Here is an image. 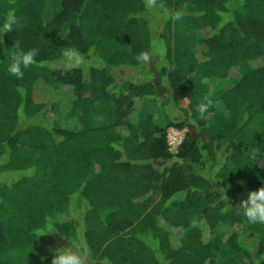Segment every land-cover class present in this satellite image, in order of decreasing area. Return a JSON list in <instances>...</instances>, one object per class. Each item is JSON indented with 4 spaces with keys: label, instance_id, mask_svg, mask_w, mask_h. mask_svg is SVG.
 Listing matches in <instances>:
<instances>
[{
    "label": "trees",
    "instance_id": "trees-1",
    "mask_svg": "<svg viewBox=\"0 0 264 264\" xmlns=\"http://www.w3.org/2000/svg\"><path fill=\"white\" fill-rule=\"evenodd\" d=\"M10 11L0 264H51L60 248L87 250L84 264H264V224L241 208L264 188V0H0V25ZM15 42L38 50L22 79L7 73Z\"/></svg>",
    "mask_w": 264,
    "mask_h": 264
},
{
    "label": "clouds",
    "instance_id": "clouds-1",
    "mask_svg": "<svg viewBox=\"0 0 264 264\" xmlns=\"http://www.w3.org/2000/svg\"><path fill=\"white\" fill-rule=\"evenodd\" d=\"M155 0H148V7H152ZM179 19V16L176 17ZM19 21L14 11L7 13L5 21L0 25V35L16 30ZM14 51L11 54L10 62L7 65V73L16 79H22L25 70L37 63L38 50L36 48L23 49L19 43L15 42ZM63 55L69 62L79 61L80 55L75 49L65 50ZM151 55L149 52H141L136 59L141 63H148ZM207 102H201L197 106V111L205 113L211 105V101L205 98ZM241 208L247 220L251 223L264 224V188L247 193V198L242 201ZM47 232H56L52 223L47 225ZM89 254L87 250L76 253L71 248H60L55 250L51 264H84L83 257Z\"/></svg>",
    "mask_w": 264,
    "mask_h": 264
},
{
    "label": "rangeland",
    "instance_id": "rangeland-1",
    "mask_svg": "<svg viewBox=\"0 0 264 264\" xmlns=\"http://www.w3.org/2000/svg\"><path fill=\"white\" fill-rule=\"evenodd\" d=\"M117 78H118L119 81L132 80V79L134 80L136 78V73L134 71H131V70L117 71ZM143 79H146V76ZM210 82H212V81H210V80H203L202 81L203 90H207V89L211 88V85H212L213 82L212 83H210ZM63 101L65 102L64 104H66V99L63 98ZM179 104L181 105V107H187L188 100H186V99L182 100ZM162 107L160 106L159 102H156V103L154 102V104H151V105L150 104L148 105V103L146 104V110L149 113H151L153 115V117H156L158 120L161 117L160 111H162ZM163 109H165V108L163 107ZM166 112H167V110H166ZM137 113H138V109L135 112V114L137 115ZM172 116H173V118H176V119L182 118L180 113H178L177 115H172ZM156 122L159 123V121H156ZM193 222L197 223V221H193Z\"/></svg>",
    "mask_w": 264,
    "mask_h": 264
},
{
    "label": "built area",
    "instance_id": "built-area-1",
    "mask_svg": "<svg viewBox=\"0 0 264 264\" xmlns=\"http://www.w3.org/2000/svg\"><path fill=\"white\" fill-rule=\"evenodd\" d=\"M184 138V131H179L173 128L168 129L167 145L168 150L172 154H176L178 147L181 145Z\"/></svg>",
    "mask_w": 264,
    "mask_h": 264
}]
</instances>
